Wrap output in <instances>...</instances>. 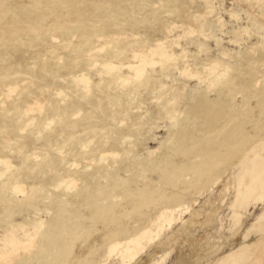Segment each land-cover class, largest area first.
<instances>
[{
  "label": "rangeland",
  "instance_id": "1",
  "mask_svg": "<svg viewBox=\"0 0 264 264\" xmlns=\"http://www.w3.org/2000/svg\"><path fill=\"white\" fill-rule=\"evenodd\" d=\"M0 264H264V0H0Z\"/></svg>",
  "mask_w": 264,
  "mask_h": 264
},
{
  "label": "bare ground",
  "instance_id": "2",
  "mask_svg": "<svg viewBox=\"0 0 264 264\" xmlns=\"http://www.w3.org/2000/svg\"><path fill=\"white\" fill-rule=\"evenodd\" d=\"M18 134V133H17ZM58 167V166H57Z\"/></svg>",
  "mask_w": 264,
  "mask_h": 264
}]
</instances>
